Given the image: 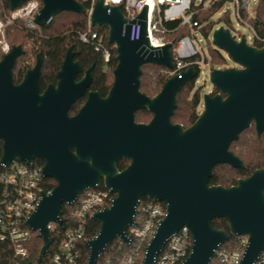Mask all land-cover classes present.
<instances>
[{
  "label": "water",
  "instance_id": "1",
  "mask_svg": "<svg viewBox=\"0 0 264 264\" xmlns=\"http://www.w3.org/2000/svg\"><path fill=\"white\" fill-rule=\"evenodd\" d=\"M26 0H9L14 11ZM35 16L40 26L49 25L64 11L89 13L79 0H40ZM148 7L131 20L142 26L139 40L124 33L129 19L121 5L96 0L90 15L91 26H106L108 42L116 47L114 83L106 97L90 92L84 106L70 115L92 81L91 67L76 81L82 63L76 60L75 46L67 49L56 84L41 91L42 53L21 81L15 70L25 54L22 45H13L0 61V166L10 168L15 161L34 164L36 156L45 160L42 173L56 185L42 191L39 204L27 225L43 240L39 262L53 242L50 222L62 225L63 205L72 206L86 189L100 186L115 194L112 204L93 214L100 224L97 235L87 240V264H97L102 251L114 239L130 241L127 230L143 196L163 201L166 215L146 248L143 264H153L166 242L183 226L193 235L192 252L182 264H210L215 250L231 236L247 235L248 246L241 264H255L264 250V168L225 187L210 184L217 164L244 169L243 161L230 149L241 133L254 124L264 132V46L250 44L246 34L238 40L230 28L214 30L212 43L224 50L234 65L215 68L210 82L217 92L203 96L204 109L188 127L173 123L177 94L200 75L194 65L171 76L160 92L150 98L140 91L142 67L154 64L175 68L172 47H154L147 31ZM149 109V123L135 120L138 110ZM75 149V151L72 150ZM119 158L133 163L120 172ZM223 218L230 232L212 225ZM173 235V236H172Z\"/></svg>",
  "mask_w": 264,
  "mask_h": 264
},
{
  "label": "built area",
  "instance_id": "2",
  "mask_svg": "<svg viewBox=\"0 0 264 264\" xmlns=\"http://www.w3.org/2000/svg\"><path fill=\"white\" fill-rule=\"evenodd\" d=\"M95 3L96 0H90L89 30L81 33L80 39L85 43L91 42L95 50L101 52L105 61L108 62L111 58V49L105 44L103 34L94 30L90 23V15ZM104 3L121 5L124 15L129 19L124 25V33L128 34L132 41L139 40L143 31L140 23L131 20L135 19L145 6L148 7L147 31L152 46L163 47L173 43L172 52L176 67L173 69L164 67L163 73L171 77L192 65L197 66L201 72L204 57L198 34H202L200 31L202 24L194 18L196 15L192 0H104ZM194 4L198 7L196 1ZM249 4L248 0H242L236 14L240 23L252 31V42L246 37L250 44L255 45L256 40L259 41L261 38L248 20L254 17L249 10ZM41 7L40 0H26L14 11L8 9L7 12H0V61L13 46L7 39V29L10 25L22 24L31 31H41V26L35 20ZM242 11L247 12V19L243 17ZM173 21H179L178 27L168 28L165 23ZM183 27H188L191 33L184 35L176 43L172 42L168 35ZM237 39L239 40L240 37ZM36 50L37 46L31 42L30 48L24 49L25 54L30 56L27 63L29 68L35 65L32 64V60L36 56L34 55ZM25 54L18 59L15 75L17 70L23 69L24 76L29 69H25L26 63L23 65L20 61L25 58ZM0 167L2 168L0 171V240L9 241L15 255L25 259L29 256L28 247L33 234L39 233L34 232L27 225V220L42 199L41 192H49L43 186L46 178L43 176L41 167L24 161H15L10 168H6L5 165ZM114 197L115 194L105 187L89 188L79 195L78 200L70 206L74 209L71 211L67 227L63 230V239L57 251L50 254V249L43 257L44 259L48 255L47 264H81L82 244L87 245V240L91 238L87 235L89 220L95 212L109 207ZM166 209L163 201L149 197L142 198L135 216L136 224L127 230L130 241L127 242L120 237L114 239L108 248L101 252L100 262L98 259L97 264H143L147 253L146 248L166 215ZM63 224L50 222L49 232L55 233L59 228H63ZM235 237L231 244L229 240L218 246L210 264H241L250 238L247 235ZM192 246L193 235L187 226H183L166 242L163 250L154 258L153 264H182L192 252ZM107 252H110V255L105 256L104 253ZM255 264H264V250L259 254Z\"/></svg>",
  "mask_w": 264,
  "mask_h": 264
},
{
  "label": "trees",
  "instance_id": "3",
  "mask_svg": "<svg viewBox=\"0 0 264 264\" xmlns=\"http://www.w3.org/2000/svg\"><path fill=\"white\" fill-rule=\"evenodd\" d=\"M85 4L87 8H90V0H79ZM196 0H192L193 7L195 10V19L199 20L201 24L207 22L205 26L201 27V32L205 36L210 34L209 32L213 28L215 21L211 19L212 15L218 11L221 7V4L212 3L211 6L203 11L201 6L195 7ZM1 4L9 9V0H0ZM242 15L247 19V14L245 11L241 12ZM226 24L231 23L229 18L223 19ZM251 25L259 34L261 40H256L255 45L260 47L264 46V0H260L256 7V14L252 19H248ZM166 26L170 29H176L179 25V21L166 22ZM17 29L22 33V40L19 42L13 43V45H25L26 42H31L33 45L37 46V50L34 55L42 53L44 62L42 67V88H45L49 82L56 80L55 76L60 66L62 65L67 49L70 46H75L74 50L77 52L76 58H78L83 65L89 66L95 64L97 73H100V78L105 81L108 77V74L117 65V52L116 47L108 42V28L106 26L98 27L94 26L93 29L98 31L104 36L105 44L111 49V58L108 62L105 61L104 56L101 52L95 50L94 45L90 43L82 42L80 39V34L89 30V17L88 13H77L64 11L58 14L53 22L49 25L41 26L40 32H34L26 27H23L22 24L15 25ZM189 33L188 27H183L175 33L168 35L169 39L176 43L178 39ZM30 56L25 54L21 64L26 66L25 69H28L30 66L28 61ZM217 64H226V59L224 56H218ZM164 67L146 64L142 67L143 75L142 82L143 86L147 88L148 93L155 95L160 91L165 81L170 77V75L162 72ZM25 70L20 69L16 71V80L19 82L23 79V72ZM108 72V74H107ZM152 78L153 83L145 84L146 79ZM197 79L192 80L184 85L181 91L177 95V108L174 114L173 121L175 123H181L184 126H189L197 119L199 112L198 107L201 102L200 93L194 92L192 98L189 97V93L193 90L195 82ZM83 104V99L75 102L69 113L71 115H76L79 108ZM145 112L138 114L137 119H144ZM239 138V140L233 142L231 149L233 152L243 161L245 168H233L228 164H217L213 170V177L210 179V184L221 185L225 187H230L237 184L238 179L246 178L250 176L256 169L264 168V134L262 137L257 135L254 125L244 130ZM2 155V142L0 140V158ZM37 166V165H35ZM2 168L0 167V171ZM56 185V181L50 178H46L43 184L45 190L50 191ZM146 199V196L143 197ZM63 228H59L55 233H51L53 242L51 245L50 254H54L62 239H63V230L67 227L71 211L74 209L68 205H63ZM212 225L220 230L230 232V227L227 221L223 218H216L212 221ZM100 231V224L92 219L89 220V228L87 230V235L93 237L98 234ZM236 239L235 236L230 237V244ZM43 240L39 237L38 233H34L31 242L29 243V256L25 259L20 258L15 255L14 248L9 241L0 240V264H47L48 255L39 262L40 250H42ZM82 257L80 259L81 264H86V261L89 256V248L87 245L82 244ZM111 252V251H110ZM110 252L104 253L105 256L110 255ZM100 262V259H99Z\"/></svg>",
  "mask_w": 264,
  "mask_h": 264
},
{
  "label": "rangeland",
  "instance_id": "4",
  "mask_svg": "<svg viewBox=\"0 0 264 264\" xmlns=\"http://www.w3.org/2000/svg\"><path fill=\"white\" fill-rule=\"evenodd\" d=\"M250 2L249 4V10L254 15L256 14V7L258 5V2L260 0H248ZM198 3V8L201 6L203 11H206L212 3H216L218 5L221 4V7L216 11L211 17L215 21V24L213 25V28L209 32L210 34L204 35L199 33L198 39L201 42L202 51H203V57H204V64L202 67V70L200 72V75L198 76L195 86L193 90L189 93V97L192 98V95L194 92H199L201 95V102L200 106L198 107V112L201 113L204 109V100L203 96L206 93H212L215 94L217 90L215 89L214 85L210 82V73L215 68H230V66L234 65V63L230 60L229 56L224 50H218L215 45L212 43V35L214 33V30L219 28L220 26H225L230 28L232 31V34L239 38L242 34H246V36L249 38V40L252 42L253 40V33L252 31L245 26L244 24L240 23V21L237 18V10L238 5L242 3V0L236 1V0H196ZM8 10L4 8V6L1 4L0 6V12ZM247 14V12H245ZM244 17V16H243ZM229 18L231 23L226 24V22L223 19ZM207 22H203L202 26H205ZM201 30V29H200ZM189 33L190 30H189ZM22 33L17 29L15 25H10L7 29V39L10 44L19 42L22 40ZM23 45L25 50H28L30 48V43L26 42ZM13 45V44H12ZM224 56L226 59V64H217L218 62V56ZM36 56H34L32 60V64H35ZM232 150V149H231ZM233 151V150H232Z\"/></svg>",
  "mask_w": 264,
  "mask_h": 264
},
{
  "label": "flooded vegetation",
  "instance_id": "5",
  "mask_svg": "<svg viewBox=\"0 0 264 264\" xmlns=\"http://www.w3.org/2000/svg\"><path fill=\"white\" fill-rule=\"evenodd\" d=\"M39 54V53H38ZM37 54V55H38ZM37 55H36V59H37ZM75 59L76 60H79L78 58H76L75 57ZM80 61V60H79ZM81 62V61H80ZM36 63V62H35ZM82 63V62H81ZM118 65V64H117ZM116 65V66H117ZM116 66H115V68H116ZM91 67H93V70H92V72H91V76H92V81L90 82V84H89V86H88V88L86 89V91H85V93H84V95L81 97V98H79L78 100H80V99H83V104H82V106L79 108V110L84 106V104L86 103V101H87V99L89 98L88 96H89V93L90 92H98L102 97H106L107 95H108V93H109V91H110V89H111V87H112V85H113V83L115 82L114 81V69L112 70V72L110 73V74H108V72H107V74H108V77H107V79L105 80V81H103L101 78H100V73H97V70H96V66H95V64H91V65H89V66H85V65H83V63H82V71L81 72H79V73H77V75H76V81L77 80H82V79H84L85 77H86V75H87V72H88V70L91 68ZM58 72V71H57ZM57 74V73H56ZM142 75H143V71H142ZM142 75H141V77H140V91L142 92V93H144L146 96H148V97H150V98H152V97H154V96H156L158 93H156L155 95H152L151 93H148V91H147V88L146 87H144L143 86V83L144 82H142ZM170 78V77H169ZM168 78V79H169ZM41 79H42V77H41ZM55 79L56 80H53V81H51V82H49L48 83V85H50V84H56L57 83V78H56V76H55ZM167 79V80H168ZM166 80V81H167ZM42 81V80H41ZM41 81H40V87H41V91H44L47 87H48V85L45 87V88H42V84H41ZM165 81V82H166ZM149 83H153L152 82V78L151 77H149V79H146V81H145V84H149ZM161 90V89H160ZM180 92V91H179ZM178 92V93H179ZM178 95V94H177ZM77 100V101H78ZM76 101V102H77ZM78 110V111H79ZM176 111V110H175ZM142 112H145V117H144V119H137V116H138V114H140V113H142ZM70 114V113H69ZM175 114V113H174ZM200 114V113H199ZM71 115V114H70ZM75 115V114H74ZM174 116V115H173ZM172 116V118H174ZM199 116V115H198ZM152 117H154L153 116V113L149 110V109H147V108H145V109H141V110H138L137 112H136V114H135V120L137 121V122H140V123H149L151 120H152ZM198 118V117H197ZM172 121H173V119H172ZM196 121V120H195ZM194 121V122H195ZM173 123H175L174 121H173ZM181 124V123H180ZM183 125V124H182ZM252 125H254V124H252ZM190 126V125H189ZM184 127H188V126H184ZM255 127V126H254ZM257 132V131H256ZM264 134V132L262 133V135ZM258 135V134H257ZM259 136V135H258ZM259 137H262V136H259ZM2 142V141H1ZM233 144V143H232ZM2 145H3V142H2ZM230 149H231V147H230ZM72 150L73 151H75V149L74 148H72ZM232 151V150H231ZM233 152V151H232ZM234 153V152H233ZM235 154V153H234ZM236 155V154H235ZM237 156V155H236ZM133 163V160L132 159H130V158H119L117 161H116V163H115V166H117L116 168L120 171V172H122V171H124L126 168H128L131 164ZM34 165H37L38 167H43L44 165H45V160L42 158V157H40V156H36L35 157V160H34ZM50 179H52V180H55L54 178H50ZM56 181V180H55ZM104 181H105V176H103L102 178H101V183H100V186L99 187H101V188H104ZM144 197V196H143ZM142 197V198H143Z\"/></svg>",
  "mask_w": 264,
  "mask_h": 264
}]
</instances>
